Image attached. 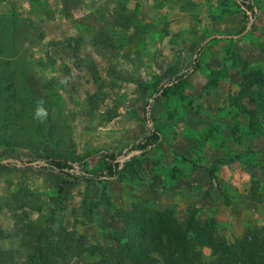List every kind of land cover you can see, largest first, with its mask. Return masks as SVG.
<instances>
[{
	"label": "rangeland",
	"instance_id": "374dc122",
	"mask_svg": "<svg viewBox=\"0 0 264 264\" xmlns=\"http://www.w3.org/2000/svg\"><path fill=\"white\" fill-rule=\"evenodd\" d=\"M247 2L252 10L235 0H0V248L9 264L52 262L39 247L72 235L82 245L64 264L99 259L86 244L113 264L111 233L128 217L145 228L155 212L185 227L193 217L189 247L205 261L203 237L264 231V0ZM200 44L197 70L168 84ZM41 98L42 123L33 119ZM144 108L160 134L146 154L130 147L148 133ZM51 151L90 171L118 161L120 176L73 181L43 168L38 157Z\"/></svg>",
	"mask_w": 264,
	"mask_h": 264
},
{
	"label": "trees",
	"instance_id": "16d2710c",
	"mask_svg": "<svg viewBox=\"0 0 264 264\" xmlns=\"http://www.w3.org/2000/svg\"><path fill=\"white\" fill-rule=\"evenodd\" d=\"M246 10L253 9V3L247 0H235ZM230 37L232 34H225ZM202 44L194 49V56L185 69L171 74L168 77V84L176 85L184 82L197 68V54ZM157 95L160 89L156 91ZM147 108L143 110L142 122L147 126L148 133L130 145L133 150H140L146 154L160 139V134L153 125H149ZM43 168L62 173L64 176L83 182H108L110 179L119 178L118 161L111 162V171L99 170L90 171L83 166V159L75 161L72 158L49 152L38 157ZM110 163V162H109ZM24 164H28L24 162ZM75 164L78 170L75 168ZM151 221L145 228H138L130 218H125V225L120 231L112 232L114 255L113 264H264V231L249 230L243 238H236L228 241L223 236L203 237L207 240L211 257L208 260H201L189 247L188 232L194 230V218L188 219L185 225L177 220L170 211L151 213ZM184 226V227H182ZM70 239V240H69ZM56 249L46 250L39 247V258L48 260L45 264H55L53 256L58 255V260L64 264L76 254L82 245L81 240L75 236H62ZM83 249L91 257V264H104L103 249L100 244H86ZM43 255V256H42ZM12 260L11 254L0 248V264H9Z\"/></svg>",
	"mask_w": 264,
	"mask_h": 264
},
{
	"label": "clouds",
	"instance_id": "9594fccd",
	"mask_svg": "<svg viewBox=\"0 0 264 264\" xmlns=\"http://www.w3.org/2000/svg\"><path fill=\"white\" fill-rule=\"evenodd\" d=\"M44 100L41 98L34 109L33 119L38 122H44L48 117V110L44 107Z\"/></svg>",
	"mask_w": 264,
	"mask_h": 264
},
{
	"label": "water",
	"instance_id": "95a60500",
	"mask_svg": "<svg viewBox=\"0 0 264 264\" xmlns=\"http://www.w3.org/2000/svg\"><path fill=\"white\" fill-rule=\"evenodd\" d=\"M249 24H250V23H248V24H247V26H246L245 30H246V29L249 27Z\"/></svg>",
	"mask_w": 264,
	"mask_h": 264
}]
</instances>
